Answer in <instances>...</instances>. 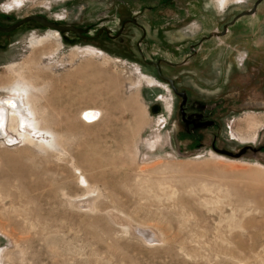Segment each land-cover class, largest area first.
I'll list each match as a JSON object with an SVG mask.
<instances>
[{
    "label": "rangeland",
    "instance_id": "obj_1",
    "mask_svg": "<svg viewBox=\"0 0 264 264\" xmlns=\"http://www.w3.org/2000/svg\"><path fill=\"white\" fill-rule=\"evenodd\" d=\"M139 2L0 0L4 26L109 29L0 31V97L34 90L51 133L45 151L0 140L16 157L0 159V264H51L56 246L60 264H264V0L225 35L256 0Z\"/></svg>",
    "mask_w": 264,
    "mask_h": 264
},
{
    "label": "bare ground",
    "instance_id": "obj_2",
    "mask_svg": "<svg viewBox=\"0 0 264 264\" xmlns=\"http://www.w3.org/2000/svg\"><path fill=\"white\" fill-rule=\"evenodd\" d=\"M57 31V30H56ZM27 63V62H26ZM26 65V64H25ZM27 79V77H26ZM39 79V78H38ZM16 84V87L17 88H11L12 89V94H7V95H2L0 97V140L2 143H6L7 145H13V144H17L18 143V136H21L22 138H24V141L26 142H33L30 138H33L32 137L33 135L37 136L38 138L40 137L39 140H41V142L39 143H36V148L37 149H41L43 151H45L48 147L47 146H50V135L51 133H49L48 131H41V129L43 128L40 124L39 121L41 120H38L39 118L35 117V114H36V111L35 109L31 106L32 105V102H31V98L32 96L34 95L35 91H31V94L29 96H27L26 98L20 94L21 90L24 89V87H22V83L20 81H17L15 79H13ZM23 80V79H22ZM28 80L29 77H28ZM13 81V82H14ZM32 81V80H31ZM11 82V81H10ZM32 85V84H31ZM1 86V85H0ZM4 86V85H2ZM33 86V85H32ZM31 89H35L34 86L33 87H30ZM33 94V95H32ZM7 101H12L11 104L7 103ZM99 115H100V111L96 108H87L85 109L84 111H82V118H84L87 122H90V123H93L95 122L98 118H99ZM10 120V122H9ZM48 125V124H47ZM13 132H16L18 133L17 135ZM45 134V135H44ZM49 137V138H48ZM38 140V141H39ZM152 143V142H151ZM149 144V142H148ZM152 145V144H151ZM27 151V149H26ZM34 150H31V152H33ZM30 152V150L28 151ZM27 154V153H26ZM29 155H31L34 159L35 158H38L37 156L35 155H32L30 153H28ZM10 154H7L6 152H2L0 151V159L5 161V159L8 158L10 159L9 157ZM11 156V155H10ZM25 156V155H24ZM13 157V156H11ZM28 157V156H27ZM26 157V158H27ZM14 158V157H13ZM12 158V160H13ZM29 158V157H28ZM41 158V157H40ZM16 159V157L14 158ZM30 159V158H29ZM39 159V158H38ZM40 160V159H39ZM38 160V161H39ZM11 161V160H9ZM37 161V162H38ZM43 161V160H41ZM9 163V162H8ZM40 163V162H39ZM38 163V164H39ZM42 163V162H41ZM40 163V164H41ZM6 164V163H5ZM14 164H16L15 160L14 161H11V170L12 173L14 174L15 171H14ZM39 164V165H40ZM29 166V165H28ZM32 166V165H30ZM8 167V166H7ZM18 167V166H17ZM21 167V166H20ZM36 167V166H35ZM34 167V168H35ZM33 168V166H32ZM31 168V169H32ZM38 170H39V167H36ZM41 170V169H40ZM37 171V170H36ZM34 171V172H36ZM32 171H30V169H28L27 171L25 170H21L19 169V173H18V176L20 178H25V176L30 173ZM43 172V171H42ZM37 173V172H36ZM38 174V173H37ZM29 175V174H28ZM36 175V174H35ZM39 175V174H38ZM40 177V176H39ZM43 180V179H41ZM40 180V181H41ZM82 180L84 182H86V179L84 176H82ZM39 184V183H38ZM88 185V183H87ZM29 187V186H28ZM31 188V187H30ZM88 188H91L90 185L88 186ZM141 227V226H140ZM150 229V228H149ZM178 230V229H177ZM181 230H179L180 232ZM140 232L141 234L145 235L146 238L150 239V240H155V241H159L161 240L160 237L157 235V233L154 231V230H150V231H146V230H143V229H140ZM176 232V231H174ZM178 233V231H177ZM176 233V234H177ZM175 234V233H174ZM179 236H180V233H178ZM177 234V235H178ZM176 235V236H177ZM172 236V235H171ZM174 237V236H173ZM58 239V238H57ZM60 240V239H59ZM49 242V241H48ZM54 243V242H53ZM58 243V242H57ZM162 243V242H161ZM179 243V242H178ZM51 246L53 247V244L50 243ZM61 244V243H58V245ZM181 245V241L179 243ZM55 246V245H54ZM59 246H62V245H59ZM47 247V245H46ZM49 247V246H48ZM182 247H183V243H182ZM50 248V247H49ZM57 248V246H56ZM53 248L55 250H53V259L51 261H53L51 264H60L61 263V255H63L57 248ZM179 248V247H178ZM64 250V249H63ZM182 250V249H181ZM46 251V250H45ZM52 251V249H51ZM48 252L49 249H48ZM51 254V253H49ZM65 256V254H64ZM176 257V256H175ZM174 257V258H175ZM170 258V257H169ZM48 259V258H47ZM72 259V258H71ZM41 260V259H40ZM43 260V259H42ZM67 260V259H66ZM36 261V260H35ZM69 261V260H67ZM36 262H39V261H36ZM41 262V261H40ZM35 263V262H34ZM33 263V264H34ZM67 263V262H66ZM64 261H63V264H66Z\"/></svg>",
    "mask_w": 264,
    "mask_h": 264
},
{
    "label": "water",
    "instance_id": "obj_3",
    "mask_svg": "<svg viewBox=\"0 0 264 264\" xmlns=\"http://www.w3.org/2000/svg\"><path fill=\"white\" fill-rule=\"evenodd\" d=\"M263 0H256L255 4L253 5V7L249 10H244L242 11L241 13H239L237 16H235L230 22H228L227 24H225L223 26V30L222 32L220 33L221 35H225L227 33V30H228V27L233 25L239 18L243 17V16H246V15H253L256 13L257 11V8H258V5L262 2ZM30 21H36L38 23H41L42 25H45L46 27H49L51 29H54V30H57V31H61V32H73L75 33L76 35H78L79 37L81 38H84V39H93V38H96L98 37L103 31L105 32H109V29L107 27H103L102 29H100L94 36H89L87 35V32L88 30L85 29V28H79L75 25H69V24H61V23H57V22H54V21H51L45 17H42L40 15H36V14H32V15H27L19 20H17L15 23L9 25V26H4L0 23V31H3V32H10V31H13L21 26H23L24 24L30 22ZM109 35V33H108ZM210 38V36L208 37ZM156 66L158 68V73L159 75L166 79L171 87L173 88V90H176L175 89V86H174V81L171 79V78H168L166 76H163L161 73H160V68H159V65L158 63H156ZM181 95L183 96V98H185V95L183 93H181Z\"/></svg>",
    "mask_w": 264,
    "mask_h": 264
},
{
    "label": "flooded vegetation",
    "instance_id": "obj_4",
    "mask_svg": "<svg viewBox=\"0 0 264 264\" xmlns=\"http://www.w3.org/2000/svg\"><path fill=\"white\" fill-rule=\"evenodd\" d=\"M139 3H147V2H149V1H152V0H137ZM156 2H157V7L158 6H160L162 3V1L163 0H155ZM161 3V4H160ZM169 6H172V5H169ZM154 6L153 7H151L150 9H149V11H148V13H146L145 14V17L146 16H148V14H151V13H154V12H156V10H158V9H156V8H154ZM212 14V12H207L206 13V17H210V15ZM213 15V14H212ZM157 19V18H156ZM166 19V15L163 17V20H165ZM147 21V20H146ZM137 26V25H136ZM138 27V26H137ZM139 28H141L142 30H144V28L140 25V27ZM150 28H151V26H150ZM87 35H89V34H87ZM89 36H92V35H89ZM150 37H151V39H155V43L157 44V45H160V43L162 42V40H163V37L158 33V30H153L152 28H151V35H150ZM209 37V36H208ZM207 37V38H208ZM206 38V39H207Z\"/></svg>",
    "mask_w": 264,
    "mask_h": 264
},
{
    "label": "snow or ice",
    "instance_id": "obj_5",
    "mask_svg": "<svg viewBox=\"0 0 264 264\" xmlns=\"http://www.w3.org/2000/svg\"><path fill=\"white\" fill-rule=\"evenodd\" d=\"M7 103L11 104V103H12V101H7Z\"/></svg>",
    "mask_w": 264,
    "mask_h": 264
}]
</instances>
